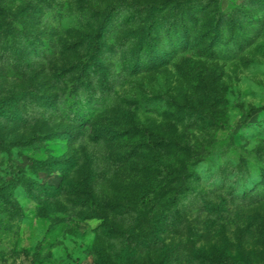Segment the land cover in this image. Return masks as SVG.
I'll return each instance as SVG.
<instances>
[{
	"label": "rangeland",
	"instance_id": "obj_1",
	"mask_svg": "<svg viewBox=\"0 0 264 264\" xmlns=\"http://www.w3.org/2000/svg\"><path fill=\"white\" fill-rule=\"evenodd\" d=\"M261 107L264 0H0V264H264Z\"/></svg>",
	"mask_w": 264,
	"mask_h": 264
},
{
	"label": "trees",
	"instance_id": "obj_2",
	"mask_svg": "<svg viewBox=\"0 0 264 264\" xmlns=\"http://www.w3.org/2000/svg\"><path fill=\"white\" fill-rule=\"evenodd\" d=\"M165 8H166V5H164V4H158L156 6L151 5L149 7H146V11H147V13L151 19V17H153V15H155L156 13H161L162 11L165 10ZM153 25L154 24L151 22L149 24H146V26L142 27L141 29H139V31H138L139 37H140L139 45H142L145 42L146 45L149 47V49L154 48V46H152L150 43V42H153L156 40V38H153L151 36V34H152L151 28L153 27ZM260 110H264V107H261Z\"/></svg>",
	"mask_w": 264,
	"mask_h": 264
}]
</instances>
